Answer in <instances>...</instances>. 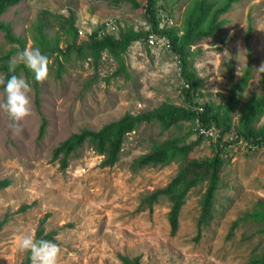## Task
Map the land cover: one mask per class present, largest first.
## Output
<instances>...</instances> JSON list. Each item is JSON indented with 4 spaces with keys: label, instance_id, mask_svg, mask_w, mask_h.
I'll use <instances>...</instances> for the list:
<instances>
[{
    "label": "rangeland",
    "instance_id": "374dc122",
    "mask_svg": "<svg viewBox=\"0 0 264 264\" xmlns=\"http://www.w3.org/2000/svg\"><path fill=\"white\" fill-rule=\"evenodd\" d=\"M192 1L155 0V29L175 38L174 48L150 46L140 35L117 53L103 48L96 55L94 35L119 39L129 30H154L145 0H18L0 15L14 38L9 42L0 30V74H12L8 64L18 50L39 48L49 58L43 83L22 64L17 67L15 74L32 87L33 111L20 122L22 131L14 132L0 110V182H7L0 187V264L25 263L16 237L36 232L41 220L44 232L56 231L58 264H123L119 254L139 256L142 264H259L264 145L221 147L211 217L200 229L205 180L186 193L174 233L168 199L159 195L149 203L150 194L187 160L214 156L211 141L196 129L198 107L220 131L237 136L245 108L264 97V0H234L219 16L214 36L181 45ZM205 1L218 6L225 0ZM140 20L150 30H137ZM167 112L187 117L166 124L158 114ZM125 114L152 118L124 136L114 165L101 166L102 155L88 143L69 156L65 168L52 159L54 148L72 134L98 130ZM248 127L253 139H264V109ZM160 144L190 149L185 157L137 164Z\"/></svg>",
    "mask_w": 264,
    "mask_h": 264
},
{
    "label": "trees",
    "instance_id": "16d2710c",
    "mask_svg": "<svg viewBox=\"0 0 264 264\" xmlns=\"http://www.w3.org/2000/svg\"><path fill=\"white\" fill-rule=\"evenodd\" d=\"M18 0H0V15L6 10L7 7L15 4ZM134 5H137L135 0H129ZM234 0H225L221 5L215 6L213 3H208L205 0H193L191 5L186 11L184 17V32L181 36V45L193 44L204 37H212L215 32L219 31L222 20H218L219 16L225 13L231 6ZM155 0H145V9L150 14V22L152 24V31L133 33L131 30L121 35L119 39L114 38L111 35H105L101 38L92 37V55H96L95 52L98 49H107L112 53H117V50L124 49L128 43L137 39L140 35H143L145 39L148 34L154 32L166 36L162 30L156 31V22L154 16ZM207 23L206 30L201 29V25ZM0 30L3 31L4 37L9 42L14 40L11 30L8 24H5L0 19ZM168 35V34H167ZM167 37V36H166ZM168 38V37H167ZM171 46L174 48L176 45L175 38H168ZM183 49L180 47L176 49L177 53H182ZM121 67L122 64L120 65ZM191 84L194 81L188 79ZM264 81V74H263ZM264 109V97L259 99H252L251 103L245 108L242 114V131H239L236 137H242L248 141L257 143L258 145L264 144V139H253L248 122L254 114L261 112ZM200 122L203 125L212 123L208 119L204 118L205 112H200ZM187 117L186 114H179L178 112H167L158 114V119H162L166 124L181 118ZM151 115H129L125 114L121 118L109 122L102 126L98 130L82 129L78 133H74L64 141L60 142L57 147L54 148L52 159H57L60 167L65 168L68 164V158L71 154H74L76 150L84 143H88L89 146L99 155H102L101 166H112L118 160V154L121 149V145L124 136L130 131L134 130L137 125L144 120H150ZM218 126L217 124H215ZM219 127V126H218ZM221 134L224 135L225 131L221 129ZM215 149V154L212 158L207 160L189 159L178 170L176 175L162 188L154 191L149 196V203L155 200L159 195H164L170 202V209L168 212V221L171 229V233H174L177 229L178 213L183 203V199L186 193L191 187L195 186L200 181L205 180L207 183L203 200L201 204V213L198 218V228H201L202 224H206L212 212V201L217 183L219 180V171L221 165L222 148L218 145L211 143ZM190 149L189 145H155L154 148L142 155L138 160L139 166L147 164H159L166 162L167 160L174 158L175 156H186L187 150ZM5 182H0V187L6 185ZM46 217V215L44 216ZM43 217V218H44ZM43 220L40 221L39 226L36 229V238L55 241V230L44 232L42 225ZM30 252H26V261L23 264H27L30 261ZM119 259L123 264H142L139 256L129 257L127 255L119 254ZM259 264H264V255L259 259Z\"/></svg>",
    "mask_w": 264,
    "mask_h": 264
},
{
    "label": "clouds",
    "instance_id": "9594fccd",
    "mask_svg": "<svg viewBox=\"0 0 264 264\" xmlns=\"http://www.w3.org/2000/svg\"><path fill=\"white\" fill-rule=\"evenodd\" d=\"M141 27L150 30L151 25L146 20H140L136 29ZM21 64L34 73L36 82L43 83L49 75V58L42 54L39 48L18 50L9 60L8 72L12 74L8 77L0 74V87L3 88L4 94L3 99H0V110L7 114L11 121L10 128L17 133L22 131L20 122L33 111L30 95L32 87L25 77L15 74ZM208 134H217L215 128ZM15 244L18 251L31 253V264H58V244L51 240L37 239L34 231L18 235Z\"/></svg>",
    "mask_w": 264,
    "mask_h": 264
},
{
    "label": "built area",
    "instance_id": "2783aa9c",
    "mask_svg": "<svg viewBox=\"0 0 264 264\" xmlns=\"http://www.w3.org/2000/svg\"><path fill=\"white\" fill-rule=\"evenodd\" d=\"M146 42L150 46L158 45V46H161L165 49H169L171 47V43L166 36H164L162 34L154 33V32L148 34V36L146 38ZM201 111H202V107L200 106L197 108L196 112H197V114H199ZM213 127L215 128L217 134L209 135L208 133ZM196 129H197L199 134H201L205 138L209 139L211 141V143L218 145L220 147H222L225 144L230 145L234 149H235V147L256 148L258 146L264 145V144L258 145L257 143H254L252 141H248L242 137L240 138V137L232 136V135H229L227 133L222 135L221 131L218 129V127L214 123H209L207 125H203V124H201V122H197Z\"/></svg>",
    "mask_w": 264,
    "mask_h": 264
}]
</instances>
